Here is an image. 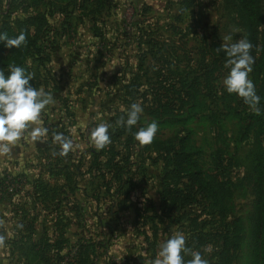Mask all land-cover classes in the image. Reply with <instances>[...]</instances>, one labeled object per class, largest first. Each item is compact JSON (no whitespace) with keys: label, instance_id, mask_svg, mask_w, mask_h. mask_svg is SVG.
Listing matches in <instances>:
<instances>
[{"label":"rangeland","instance_id":"1","mask_svg":"<svg viewBox=\"0 0 264 264\" xmlns=\"http://www.w3.org/2000/svg\"><path fill=\"white\" fill-rule=\"evenodd\" d=\"M29 4L34 3L0 0V33L4 24L17 30L25 15L44 11L43 4L38 9ZM105 5L95 13L93 6L77 12L70 6L73 12L67 17L50 15L48 23L53 27L49 34L40 33L34 40L38 45L51 44L52 57L68 64L70 85L60 79L61 106L72 102L70 113L76 115L73 125L60 127V131L72 140L73 147L60 156L58 146L29 148L18 142L8 153L10 162H4L7 192L0 209V236L4 237L0 264L74 262L80 244L69 249L65 233L102 239L103 247H109L106 259L103 247L97 248L92 264H152L160 245L174 232L184 233L186 246L201 252L209 264H249L251 231H243L241 247L235 238L237 250L228 259L223 236L215 235L222 233L223 225L210 194L201 192L196 203L185 205L173 199L181 189L179 182L167 178L171 170L167 163L190 132L195 160L206 182L226 196L231 222L241 220L240 226L246 227L255 216L264 133L257 126L244 131L237 116L243 111L239 97L228 94L223 86L229 73L226 55L217 51L224 37H231L225 41L229 45L242 37L251 42L252 29L241 0H110ZM260 14V23L254 27L258 45L251 50L255 63L249 77L256 91L261 87L256 64L263 43L264 0H260ZM75 74L78 77L73 79ZM74 93L80 96L75 98ZM133 103H139L144 112L129 131L117 121L126 119ZM246 111L254 112L250 107ZM54 117L60 115L47 120L58 123ZM152 121L158 122V133L151 144L140 146L134 133ZM54 122L48 120L49 131L54 130ZM101 122L110 125L111 143L97 151L90 135ZM112 160L123 168L120 179H112L114 172H108L106 163ZM56 170L72 172L71 180L79 177L74 180L78 186L115 191L109 196L126 200L127 209L121 206L117 211L108 202L98 209H84V223L66 210L64 218H59L61 225L52 224L50 218L43 220L45 211L27 207L25 182L29 177L34 180L40 171L44 181L55 183Z\"/></svg>","mask_w":264,"mask_h":264},{"label":"trees","instance_id":"2","mask_svg":"<svg viewBox=\"0 0 264 264\" xmlns=\"http://www.w3.org/2000/svg\"><path fill=\"white\" fill-rule=\"evenodd\" d=\"M32 1L34 4H29V7L35 5L38 9V7L42 5V3L38 2V0ZM109 1L110 0H82L78 3L77 1L61 0L59 1V6H61L62 3L67 4L65 7H60L61 9H64V16L67 17L69 13L66 12V10L70 6H73L75 9L77 8L81 11H89V8L93 6L95 9L92 10V12L95 13L105 7V3H108ZM241 2L246 12L248 23L252 29L250 33L251 43L253 44L255 50H257L258 36L256 31H254V27L259 25V21L261 19L260 0H241ZM19 17H22V15H19ZM24 17V19H20V22H18L17 30L4 24L1 31V33H6L9 38H11V34L17 37V34H20L21 32H24L27 35L26 44L22 45L19 49H9L5 46L6 42L0 43V71H4L5 75L9 73L8 69L13 66L22 67L25 70L27 67L26 61L28 59H32L34 62H38L43 66L44 62H47L48 58H50L52 53L55 51L51 44H46L47 42L43 44L41 43L40 45L35 42L38 34H49L51 27H53L50 23H48V20L51 18L50 15L48 16L47 13L38 12L25 15ZM256 68V72L260 73L261 81V87L259 91H257V94L261 98L257 106L259 111L258 113L254 111L252 114H249L246 111V108L249 106L246 105L242 98L239 97L238 100L243 107V111L241 113L237 112V116L239 117L245 132L249 131L254 126H257L263 131L262 133H264V32L261 55L256 64ZM190 135L191 134L189 132L188 135L181 140V148L176 151L175 155H173L167 163V167L171 168V170L167 173V178L171 181H178L179 187L181 188L177 191L176 195L173 196V199L184 203L185 205H192L197 202V197L201 192L209 193L214 201L213 205L217 207V211L222 219L221 223L223 225V231L222 233L216 232L215 235L221 234L223 236L222 242L221 238L220 242L223 244L227 258H231L233 256V251L237 250L235 238L240 240L241 244L239 247H241L243 245V231L247 233L251 231L253 236V245L250 251L252 260L249 264H264V159L262 161L263 172L259 187V200L255 208V216L247 222L246 228L243 225L240 226L241 220H233L231 222V211L230 207L226 203V196L222 195V192L214 188L204 179L202 169L195 160L197 152L189 145ZM106 165L109 169L108 172L113 171L115 174L112 179L115 180L121 178L123 168L119 166L120 164L117 161H109ZM108 191L111 190L108 189ZM164 199H166L165 194L162 196V203ZM121 206L123 209H127L128 203L126 200L119 202L118 207ZM98 246L99 245L97 243H80L78 251L74 257L75 261L69 264H92V255ZM47 247L50 246L47 245ZM47 263L49 264L48 261Z\"/></svg>","mask_w":264,"mask_h":264},{"label":"clouds","instance_id":"3","mask_svg":"<svg viewBox=\"0 0 264 264\" xmlns=\"http://www.w3.org/2000/svg\"><path fill=\"white\" fill-rule=\"evenodd\" d=\"M223 38V45L217 51L226 55L225 67L229 68L228 75L223 79L224 89L228 94H236L243 102L258 113L260 96L257 94L254 82L249 78L253 71L255 58L251 54L253 44L242 37L230 45ZM0 42H6L9 49H19L26 44V34L21 32L15 38H9L6 33H0ZM9 75L0 71V155L8 154L13 146L23 139H30L32 143H41L47 136L48 129L43 126L41 114L53 104L54 97L43 87H33L30 83L32 75L26 73L22 67L13 66L8 69ZM144 109L139 103L131 104L126 112V119L122 117L117 123L129 131L138 124ZM110 125L99 123L91 131L90 140L97 151L103 150L111 143ZM159 130L157 121H152L134 133V140L140 146H146L154 141ZM53 142L59 144L60 156H66L73 147L72 140L63 133L54 132ZM22 228V224L17 225ZM4 237L0 236V245ZM191 255V259L184 257ZM152 264H209L201 252L192 251L186 246V236L182 232L173 235L160 245L159 251Z\"/></svg>","mask_w":264,"mask_h":264},{"label":"crops","instance_id":"4","mask_svg":"<svg viewBox=\"0 0 264 264\" xmlns=\"http://www.w3.org/2000/svg\"><path fill=\"white\" fill-rule=\"evenodd\" d=\"M59 1L61 0H38V2H41L44 6V11H42L43 13H47L48 16L49 15L64 16L65 15L63 12L64 9H61L59 7V3H60ZM69 1H77L78 3H80L82 0H69ZM67 10L66 12H73V11H69V8ZM75 10L76 11L74 12H77L79 9L76 8ZM26 66L27 67L25 69V72L31 74L33 77L32 81L30 82L32 86L37 88L43 87L45 91L51 92L54 97L55 102L49 105L47 109L44 112H42L41 120L43 121L44 118H46L47 120L48 116L51 115L53 116L54 114H58L60 115V117L57 118L54 117L57 119L58 123H55L53 119L50 118L48 119L54 122L52 123L53 124L52 128H54V130L52 129L53 131H49L51 130V128L47 124L48 120L47 121L44 120V123H46L45 125L48 126L46 127L48 129V134L46 137L43 138V142L41 143L38 142L34 144L30 141V139L27 140L21 139L19 141L20 142L19 144H22L29 148L32 146L51 147L53 145L60 147L59 144L53 142V133L54 132L61 133L60 131L61 128L68 127V125L72 126L73 117L74 115H76V113L73 115L72 113H70L72 109H69V107L70 105H72V102L68 103L67 101L66 106L63 108L62 107L63 101H61V99L63 98L62 95L63 92L61 89L62 88L61 85L63 82L60 83L61 81L60 79L62 78L65 83H69L70 85L69 79H67L68 77L66 75V73L68 72L67 70L68 64L66 63V61H64V59L55 58L54 56L53 57L51 56L50 58H48L47 62H44L43 66L40 65L38 62H34L32 59H28L26 61ZM8 74L9 73H7V75ZM76 77H78L77 74L73 75V79L74 78L76 79ZM69 93L72 92L69 90ZM72 95L74 96L75 93ZM76 96H80V94L75 95V98ZM64 115H66L67 118L61 117ZM45 125L43 126L45 127ZM5 156L6 155H0V209H3V204L5 202V199L3 198L2 195L5 192H7V189L4 185L5 182L4 162L7 160H9L8 162H10V154H8L6 158ZM77 172L78 171L76 170L75 172L76 175H78ZM66 173L67 174H62L60 170H56V174H54V176H56L57 180L55 183L52 184H49L43 180L44 173L40 171L35 175L36 178L34 180H32L30 177L28 179L25 178L26 179L25 183L28 184V187L25 188L26 197H27L26 198L27 207H31L33 210H39L43 212L45 211L42 216L43 220L45 218L53 219L54 222H52V224L54 225L57 224L61 225V221L59 218L61 219L64 218L65 213L63 214V211L65 210L70 211L69 216L75 215L79 222L86 221V219L83 217L84 209L87 208L98 209L100 206H102L103 204H107L108 202H110V204L112 205V207L110 208L118 211L119 201L114 196H109L110 194L114 195L115 191L112 190L108 191V189L104 190L103 188L96 189V188L78 186L77 181L74 180L75 178L78 179L79 177L75 176L74 180H71L72 172L66 171ZM1 220H3L2 217L0 218V221ZM31 222H33L32 224L36 223L35 219H33ZM65 238H66V243H68L66 245L69 249L82 242L97 243L99 245L97 247L98 249H102L101 246L102 247L104 246L102 239H96L90 236L89 237H83L82 235L73 236L70 235V233L67 234L65 233ZM108 248L109 247H103V256H102L103 259H106V257H108L109 255Z\"/></svg>","mask_w":264,"mask_h":264}]
</instances>
